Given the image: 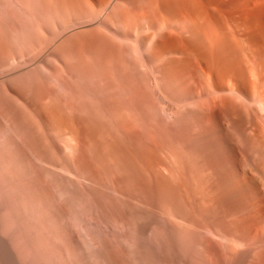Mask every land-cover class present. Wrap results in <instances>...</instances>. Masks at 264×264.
<instances>
[{"label":"rangeland","instance_id":"1","mask_svg":"<svg viewBox=\"0 0 264 264\" xmlns=\"http://www.w3.org/2000/svg\"><path fill=\"white\" fill-rule=\"evenodd\" d=\"M155 2L0 0V264H144L125 203L139 206L147 191L150 203L164 207L158 195L169 179L161 174L162 153L172 144L163 123L151 132L148 121L160 112L166 121L176 114V123L191 122L157 88V23L137 22L133 14L135 8L155 10ZM103 40L111 41L108 52ZM115 110L129 112L136 131L120 129L110 118ZM209 125L196 140L203 151L220 135ZM226 130L235 161L263 168L256 141ZM156 136L158 149L150 141ZM144 158L157 162L155 175L143 167ZM220 235L242 244L241 237ZM248 254L222 259L264 264V250L262 257Z\"/></svg>","mask_w":264,"mask_h":264},{"label":"bare ground","instance_id":"2","mask_svg":"<svg viewBox=\"0 0 264 264\" xmlns=\"http://www.w3.org/2000/svg\"><path fill=\"white\" fill-rule=\"evenodd\" d=\"M155 3V10L131 5L135 8L133 14L137 17L136 21L139 18L143 20L142 23H148L153 18L157 23L158 34H155L157 37L153 47L157 57L156 69L153 66L156 83L159 82L157 88L167 97L164 96V99H168L169 105L174 108L172 110L181 108L191 116V122L178 118L179 123H176V114L172 118L169 116L172 121H166V115L162 114L163 117L160 112H156L159 115L148 121L153 122L149 131L152 132L161 122L170 133L171 137H168L172 144L162 151L165 160L161 172L169 182L162 185L161 193L159 188L157 190L160 193L158 196L163 197V208H160L159 201L157 204L148 201L147 191L139 206L126 200V223H129L128 229L131 227L137 234V252L144 264H226L222 257L248 253L252 256L257 252L259 256V251L262 255L264 105L261 109L258 107L264 104V0H156ZM107 41H102L105 52L112 48L111 41ZM140 76L139 79L143 77ZM164 102L167 106L166 100ZM128 113L115 110L110 118L130 134L136 125L134 128L131 121L135 118L131 119ZM212 123L215 124L216 133L221 136L212 130L218 137V143H211L213 145L203 151L199 147V139L196 140L202 131L205 133L211 129L208 127ZM227 127L235 129L246 140L253 139V145L256 141L260 146L257 161L263 168L255 165L252 168L247 161H235L238 159L235 158L236 147L233 141H226L225 134L229 137V133L221 132L227 131ZM158 130L160 135L159 127ZM155 138L150 141L158 149L157 146L162 143L157 139L159 137ZM223 147L226 148L225 154ZM142 150L146 151V148ZM152 161L141 159L143 167L154 174L158 167L157 162ZM220 234L229 241L231 237L233 240L241 237L242 244L226 243L225 239L222 240L225 243H222L216 238ZM214 256L219 258L213 260L211 257Z\"/></svg>","mask_w":264,"mask_h":264}]
</instances>
